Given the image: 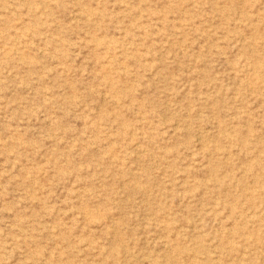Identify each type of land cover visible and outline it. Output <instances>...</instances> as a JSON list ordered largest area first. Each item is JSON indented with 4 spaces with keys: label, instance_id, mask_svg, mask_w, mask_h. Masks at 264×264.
Returning <instances> with one entry per match:
<instances>
[{
    "label": "rangeland",
    "instance_id": "rangeland-1",
    "mask_svg": "<svg viewBox=\"0 0 264 264\" xmlns=\"http://www.w3.org/2000/svg\"><path fill=\"white\" fill-rule=\"evenodd\" d=\"M0 264H264V0H0Z\"/></svg>",
    "mask_w": 264,
    "mask_h": 264
}]
</instances>
